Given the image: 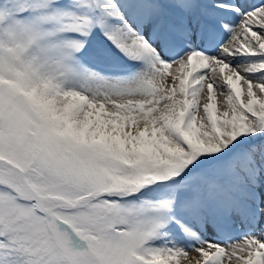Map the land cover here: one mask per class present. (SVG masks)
Segmentation results:
<instances>
[{"label": "snow or ice", "instance_id": "obj_1", "mask_svg": "<svg viewBox=\"0 0 264 264\" xmlns=\"http://www.w3.org/2000/svg\"><path fill=\"white\" fill-rule=\"evenodd\" d=\"M0 264H264V0H0Z\"/></svg>", "mask_w": 264, "mask_h": 264}]
</instances>
